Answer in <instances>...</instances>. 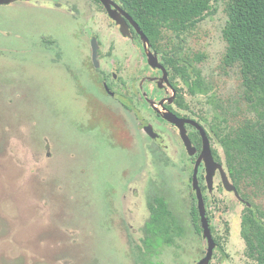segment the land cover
<instances>
[{
  "label": "rangeland",
  "instance_id": "374dc122",
  "mask_svg": "<svg viewBox=\"0 0 264 264\" xmlns=\"http://www.w3.org/2000/svg\"><path fill=\"white\" fill-rule=\"evenodd\" d=\"M226 2L212 0L193 28L179 36L168 32L162 43L180 47L206 87L192 96L176 78L187 115L228 127L252 117L254 109L238 66L222 64ZM114 31L94 0L0 5V264H136L134 246L153 195L165 199L182 230L152 260L195 264L203 255L205 244L190 214L192 159L176 131L136 103L138 80L156 71L141 54L119 48L121 95H134L140 115L163 127L170 157L138 128L132 113L106 96L89 64L90 36L99 34L105 48L119 47ZM211 195L216 237L229 256L224 264H255L239 236L245 209L233 205L217 177ZM251 203L264 211V195H252ZM219 258L217 253L211 264Z\"/></svg>",
  "mask_w": 264,
  "mask_h": 264
},
{
  "label": "trees",
  "instance_id": "16d2710c",
  "mask_svg": "<svg viewBox=\"0 0 264 264\" xmlns=\"http://www.w3.org/2000/svg\"><path fill=\"white\" fill-rule=\"evenodd\" d=\"M114 1L137 23L171 77L178 78L192 96L206 93L199 71L181 54V48L162 42L168 32L179 36L193 28L209 11L212 0ZM225 13L227 20L222 37L226 49L222 64L238 66L241 85L253 105L254 114L228 127L215 119L206 122L201 114L196 115V120L204 122L208 137L221 147L222 156L212 150L214 159L222 158L238 193L251 203L252 195H264V0H227ZM195 58L200 60L204 56L197 54ZM190 137L199 148L200 138L195 130ZM147 205L149 215L143 235L134 246L136 264H156L152 257L158 248L173 244L182 230L162 196H154ZM192 211L194 227L199 232L196 209ZM239 234L245 256L255 264H264V211L261 207L252 203L251 207H245ZM214 240L222 260L224 248L218 238Z\"/></svg>",
  "mask_w": 264,
  "mask_h": 264
},
{
  "label": "flooded vegetation",
  "instance_id": "af4514ba",
  "mask_svg": "<svg viewBox=\"0 0 264 264\" xmlns=\"http://www.w3.org/2000/svg\"><path fill=\"white\" fill-rule=\"evenodd\" d=\"M94 1L99 3L100 6L102 7V10H103V13L105 14L106 19L109 21L110 24H112V27L115 30L114 32H115V34L118 35L117 37H118V39L122 45H120L119 47H116L115 44L112 45L109 43V45L105 48L103 46V38L101 36H99V34L98 35H95V34L91 35L90 40L92 38H96V41H97L98 66L95 67L92 60H91V47H90V45H89L90 55L88 57L89 64L94 70L99 72L100 78L98 81H99V84L101 85V88L105 92L106 96L110 97L112 100H116V102L119 104V107L122 110H124L128 113H132V115L134 116V119L136 120V125L138 126V128L151 140V142H153L155 145H157V147L161 151V153H164L165 155L170 157V155H169L170 153L168 152L169 146L167 145V141H166V140H169V138H168V135L165 133L163 127H161V128L156 127L155 125L152 124V122H150L149 120H146L145 117H142L140 115V111H138V107H135L134 104L131 103V101H133V99H130V98L135 97L134 95L133 96L128 95V97L121 95L120 89L123 90L124 83H123V80L119 77V70L120 69L118 67L121 63L122 55L124 52L118 51L119 48L121 46H123V47L127 46L126 48L128 50H130V52H133L135 54H141L142 58L145 60V64L147 65V67H149L153 71H156V73H157L156 76H147V77L143 76V77H140V79L138 80V88L140 90H139V95L136 97L138 99V100H136V103L140 107L143 106L145 109L147 107L150 110L149 112H152L154 114V117L158 121H160L164 126H167L169 129L176 131L179 138H180V135L178 132V128L174 124L164 120L160 116V114L149 105L148 100H153L155 102H159L162 100L163 106L167 110L174 113L177 117L183 118V119H192L189 115H187V105L184 102L185 94H183L182 90L180 89L181 87L175 83L176 78H172L171 74H169V72L167 70H166V72H167V78H168L169 83L168 84L164 83V84L158 85V79L161 76L162 72L159 69L151 68L148 65V63L146 61V56H145V53L143 50V46H142L140 36L135 31L134 27L129 23V21L126 20V22L128 24V31L130 33V36L122 35L121 32L119 31V26L108 16L103 4L99 0H94ZM117 5H119V4H117ZM124 41H126V42H124ZM89 43H90V41H89ZM130 45H131V47H130ZM103 49H105V50H103ZM158 60L160 62L159 56H158ZM116 66H118V67H116ZM125 91H126V89H125ZM186 92L188 93L187 87H186ZM171 95H173V99L168 101V99L170 98ZM180 98H182V100ZM180 103H182V106L180 105ZM195 121H197V120H195ZM147 125L151 126L153 133H154L153 129H155V128L157 130H160V131H158V134H156L155 137H152L148 132H146L144 130V127ZM185 128H186V131L188 128L192 129V132L187 131V135L191 141V144L196 148L195 154L189 155L184 144H183V142H182V140H181V138H180L182 145H183V148L185 149V151H186L187 155L190 157V159H192V164H193L192 170H191V175L189 177L190 189H191V191H190V194H191V197H190V200H191L190 214L192 216V212H193L192 210H193V208H195L196 213H197V217H198V224L200 227V231L199 232H196V230H194V231L197 235L201 236V238L203 239L204 244H205V250L203 252V255L200 257V259H201L205 255V252H206V240L202 237V230H201L200 220H199L198 211H197V201L195 198V192L192 190V187H191V177H192V173H193V167H194L195 160H196L198 153L200 151V148H201V139H200V145L198 148L192 142L191 137H190V135L193 134V130H195L199 136L198 131L193 126H191L190 124H185ZM206 134H207V132H206ZM207 137H208V135H207ZM199 138H200V136H199ZM208 139L211 140L210 137H208ZM164 141H165V143H163ZM169 145L171 146L172 144H169ZM210 148H211V153H212V150H214V149L211 146H210ZM213 159H214V157H213ZM215 161L220 163L222 168L225 170L223 162H222V158L218 161L217 160H215ZM225 172H226V170H225ZM226 174H227V172H226ZM204 175H205L204 165H203V162H200V164L198 166V171H197L198 184H199V187L201 189L202 196H203L205 213H206V216L208 219L210 232H211L212 238L214 240L215 238L217 239V237H216V232H215V228H214V220H213V217L211 216V212L209 211L210 204L215 201L213 199V197H211L212 196L211 194L213 191V184H212V188L209 190L205 184ZM214 177L218 178L222 189L227 194H229L230 199L233 201V205H234V201H235L238 205L239 204L242 205L244 209H245V207H251V203L249 201H247L246 199L242 198L241 195L238 193L235 185L231 182L230 178L228 177V174H227V177H228L229 181L234 185V187L238 193L239 198H237L234 195V192L225 190V188L222 185L221 177H220V174L218 171L215 172ZM214 177H213V179H214ZM205 193H206V196H205ZM154 196H156V195H153L151 197V199ZM157 196H160V195H157ZM233 205L231 204V207ZM147 209H148V205H147ZM148 215H149V209H148ZM242 215H243V213H242ZM242 215H241V217H242ZM192 221H193V216H192ZM240 221H241V218H240ZM194 229H195V227H194ZM239 236H240V234H239ZM218 240H219V238H218ZM219 241L221 242V240H219ZM214 242H215V240H214ZM217 250H218L217 249V243L215 242V248L213 250L212 258H211L209 264H211L212 260L215 258L216 254H217ZM223 252H224L223 259L218 261V263H220V264H222L224 261H226L229 258L228 254L225 252V250Z\"/></svg>",
  "mask_w": 264,
  "mask_h": 264
},
{
  "label": "water",
  "instance_id": "95a60500",
  "mask_svg": "<svg viewBox=\"0 0 264 264\" xmlns=\"http://www.w3.org/2000/svg\"><path fill=\"white\" fill-rule=\"evenodd\" d=\"M15 1H21V0H0V5H8ZM99 1L103 4L108 16L119 26V31L121 32L122 35L130 36V33L128 31V24L126 20L129 21V23L134 27L135 31L140 36L148 65L151 68H157L162 72L161 76L158 79V85L164 83L168 84L169 82L167 78L166 69L159 62L156 52L154 50L153 51L151 50V45L149 43L148 38L141 31L137 23L113 0H99ZM90 47H91V60L94 66L97 67L98 57H97L96 38H92L90 40ZM172 99H173V95L170 96L168 101ZM148 103L154 110H156L160 114V116L164 120L174 124L178 128L180 138L189 155L195 154L196 148L191 144V141L187 135L185 124H190L199 133L201 139V148L194 163L193 173L191 177V187L192 190L195 192V198L197 201V211H198L200 226L202 230V237L206 240V252L205 255L196 264H209L212 258L213 250L215 248V242L210 232L208 219L205 213L204 200L201 193V189L198 184L197 171L200 162H203L204 165V171H205L204 179H205V184L209 190L212 188L214 174L216 171H218L221 177L222 185L225 188V190L234 192V195L237 198H239L238 193L234 185L229 181L227 174L225 170L222 168L221 164L213 159L210 148V142L203 126L193 119H183L177 117L174 113L167 110L163 106L162 100L159 102L148 100ZM144 130L148 132L152 137L156 136V134L152 132V128L150 125L145 126Z\"/></svg>",
  "mask_w": 264,
  "mask_h": 264
}]
</instances>
